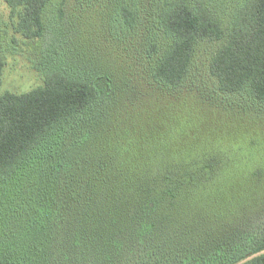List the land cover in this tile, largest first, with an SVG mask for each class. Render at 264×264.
I'll return each instance as SVG.
<instances>
[{
	"label": "trees",
	"instance_id": "trees-1",
	"mask_svg": "<svg viewBox=\"0 0 264 264\" xmlns=\"http://www.w3.org/2000/svg\"><path fill=\"white\" fill-rule=\"evenodd\" d=\"M4 1L19 33L44 37L52 0ZM153 27L155 83L180 89L198 45L217 42L215 91L237 97L232 110L264 105V0H240L226 21L208 0H165ZM5 66L0 53V88ZM103 81L54 70L27 92L0 91V192L39 152L45 182L26 242L0 248V264H264L263 144L255 162L199 132L173 148Z\"/></svg>",
	"mask_w": 264,
	"mask_h": 264
},
{
	"label": "rangeland",
	"instance_id": "rangeland-1",
	"mask_svg": "<svg viewBox=\"0 0 264 264\" xmlns=\"http://www.w3.org/2000/svg\"><path fill=\"white\" fill-rule=\"evenodd\" d=\"M164 1L66 0L61 4L52 0L45 11L44 37L29 39L16 30L17 17L0 0V53L6 62L0 91L27 92L43 84L54 70L91 81L103 78L107 91L118 92L120 109L134 104L141 131L161 132L157 140L174 139L169 146L184 149L199 132L217 139L209 145L221 152L236 145L246 150L244 161L258 158L253 143L263 144L258 148L263 150L264 113L263 119H253L251 112H263L264 105L238 99L243 102L241 110H232L228 104L237 97L215 91L210 63L219 43L198 45L189 77L180 89L164 88L151 79L154 61L146 56V38ZM239 1L208 0L224 21ZM124 8L136 16L131 28L126 26ZM44 187L39 152L0 192V248L26 242L24 235L31 230L30 219Z\"/></svg>",
	"mask_w": 264,
	"mask_h": 264
}]
</instances>
